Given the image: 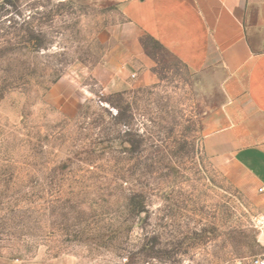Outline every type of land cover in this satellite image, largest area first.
I'll return each instance as SVG.
<instances>
[{
  "label": "rangeland",
  "instance_id": "1",
  "mask_svg": "<svg viewBox=\"0 0 264 264\" xmlns=\"http://www.w3.org/2000/svg\"><path fill=\"white\" fill-rule=\"evenodd\" d=\"M102 0H0V264H232L264 252L258 195L202 148L195 74L98 84Z\"/></svg>",
  "mask_w": 264,
  "mask_h": 264
},
{
  "label": "crops",
  "instance_id": "2",
  "mask_svg": "<svg viewBox=\"0 0 264 264\" xmlns=\"http://www.w3.org/2000/svg\"><path fill=\"white\" fill-rule=\"evenodd\" d=\"M102 1L112 21L97 83L151 78L155 48L195 74L204 152L264 211V0Z\"/></svg>",
  "mask_w": 264,
  "mask_h": 264
},
{
  "label": "built area",
  "instance_id": "3",
  "mask_svg": "<svg viewBox=\"0 0 264 264\" xmlns=\"http://www.w3.org/2000/svg\"><path fill=\"white\" fill-rule=\"evenodd\" d=\"M259 191L262 189L260 188ZM232 264H264V252L250 257H241Z\"/></svg>",
  "mask_w": 264,
  "mask_h": 264
}]
</instances>
